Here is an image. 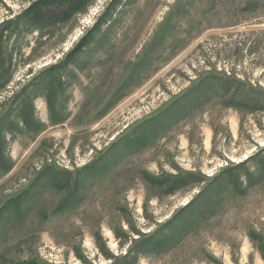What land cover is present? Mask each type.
Listing matches in <instances>:
<instances>
[{"label": "rangeland", "instance_id": "obj_1", "mask_svg": "<svg viewBox=\"0 0 264 264\" xmlns=\"http://www.w3.org/2000/svg\"><path fill=\"white\" fill-rule=\"evenodd\" d=\"M32 1L0 0V23ZM110 1L93 0L44 35L5 33L0 70L10 76L0 111L25 86L34 89L31 80L60 61ZM103 30L63 75L66 120L51 125L45 97L36 96L34 115L45 128L7 134L12 168L0 173V204L33 188L46 165L76 178L79 203L52 213L68 186L37 184L22 217L10 210L12 218L0 222V264H110L155 230L180 236L134 264H264V172L251 182L241 175L239 188L228 175L254 171L264 156V0H121ZM187 98L189 109L174 113ZM168 109L175 116L157 137L119 150L137 125ZM104 157L110 166L102 173ZM183 174L193 180L173 193L144 179ZM198 194L206 204L186 209ZM200 207L208 214L198 223L164 227Z\"/></svg>", "mask_w": 264, "mask_h": 264}, {"label": "trees", "instance_id": "obj_2", "mask_svg": "<svg viewBox=\"0 0 264 264\" xmlns=\"http://www.w3.org/2000/svg\"><path fill=\"white\" fill-rule=\"evenodd\" d=\"M92 1L93 0H33L17 16L10 20L4 21L3 23H0V43L4 38V34L8 31L9 35L19 33L20 31L22 32L24 29L27 30V32L37 31L39 35L50 33L54 28H59L60 26L70 22L77 14L84 12L87 9V6ZM120 3L121 0H111L110 3L105 7L103 12L96 19L92 27L74 44V46L69 51L64 54L63 58L57 63L41 70L35 76V78L31 80L35 88L29 90L25 86L21 90V92L19 94H15L8 105H6L4 109L0 111L1 174L9 172L12 168V162H10V160L5 156L6 135L13 134L15 133V131H27L32 135H36L45 128L44 124L41 121L36 120L34 115L32 102L34 98H36V96L43 95L45 97L48 111V121L51 125L61 124L66 120L68 114L65 112V110L66 103L68 102L69 97L65 96V89H67V85L65 83L63 75H67L73 71L71 69V66L75 64L76 61H78V58L83 53H85L86 49L95 41L96 36L100 35L104 31L103 26L106 25V23L112 18L113 13ZM9 76L10 73L8 68H4L3 66V68L0 70V92L8 84ZM221 83H223V86L226 85L227 88L232 84L231 82L227 81ZM209 85L210 87L212 86V84ZM203 88L208 87L205 85ZM206 91L207 90H205L204 92L207 93ZM204 92L198 91L197 95L201 96ZM194 96L195 94L191 95L190 97V100L192 102L188 100L189 98H187L188 101L186 100L184 107L180 109L176 108L173 110V112L178 114L184 110H188L190 107L189 102H198L197 100L196 102H193L191 98H195ZM239 98L241 99V97ZM246 99L248 100L249 97ZM6 103H4V105ZM259 103L260 101L257 100L256 104L258 105ZM170 111L171 110L168 109L166 115H162L161 112V114L156 116L155 118L145 120V123H143L142 125H137L133 129V131L124 138L122 143H116L119 145V150L122 147L131 148L138 142L146 144L148 140H151L155 136L157 137L160 134L159 132L162 130V128H166L169 125L172 117L175 116L172 115V112ZM163 116L164 118L165 116H167L168 118L164 121ZM123 150H121V153H118L117 158L123 156ZM255 157L256 154L252 155L249 159L254 160ZM108 161L109 160L105 159V157L102 159V162L99 165V169L101 170V172H105V170L109 168L110 165H107ZM94 165L95 164H90L86 169L92 168ZM241 165L244 166V163L240 164L239 166ZM256 172H264V156L260 158V164L258 167L254 168V171H250L247 167L242 170V174L240 175L236 173H228V175H231L233 177L235 186L239 188L241 184L239 177H241V175L244 176L245 180L251 182V178ZM69 173L70 172L54 169L46 165L37 175V184H40L42 181H48L50 185L58 191L66 189V187L68 186V189H66L67 195L62 198L58 204H56V206L52 210V213L65 212L71 209V207L77 206V204L79 203V200L76 199L77 189L74 187V185L76 184V178L71 177ZM144 179L147 184H150L154 187H159L165 184L168 189V193L175 192L176 188L178 189L179 187L188 184L193 180L191 174L174 175L168 176L167 178H154L148 176L144 177ZM36 185H34V187ZM34 187L31 189H26L16 197L10 198L0 204V222L3 218H12L10 210H20L21 213H18L15 218L20 219L22 217L23 202L25 201V199H27V196H33V191L35 189ZM202 198V194H198L185 206L186 209L192 210L196 207H199L201 204H206L204 200L202 201ZM187 211L188 210H182L181 212L184 213H178L177 215H175L173 218L164 223V227H171L176 221H182L183 219H187L189 223L190 221H195L194 224H196L208 214V212H206V208L202 209L201 207L197 208V212L194 215L192 212L186 213ZM178 236H180L179 232H170L169 234L162 235L158 230H155L147 235H140L138 239H135L133 241L131 240L132 243L130 244V246H132H129L130 249L127 250L123 256L112 257V261L110 264H134L140 256L148 255L150 253L157 254L160 249L166 250L170 248L171 242L174 241ZM102 253L106 256V258L111 257L109 252L105 253V251L102 250ZM12 264L48 263H40L35 260H29L18 261Z\"/></svg>", "mask_w": 264, "mask_h": 264}]
</instances>
